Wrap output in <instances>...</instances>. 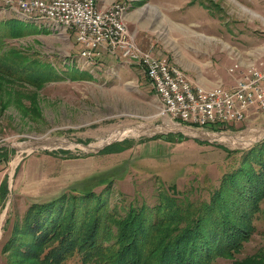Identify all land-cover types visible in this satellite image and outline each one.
I'll return each mask as SVG.
<instances>
[{
	"label": "rangeland",
	"instance_id": "obj_1",
	"mask_svg": "<svg viewBox=\"0 0 264 264\" xmlns=\"http://www.w3.org/2000/svg\"><path fill=\"white\" fill-rule=\"evenodd\" d=\"M118 1L128 6L124 18L136 33L127 29L134 43L144 50L153 46L192 83L220 79L229 87L227 68L236 60L243 65L264 61V0L112 2ZM3 18L22 21L27 29L5 39L1 51L23 53L45 79L33 85L0 77V183L6 181L0 194V264H8L1 251L4 235L30 203L68 189L96 192L109 177L108 206L154 205L157 187L170 184L187 192L199 186L197 193L207 198L239 161L238 153L223 149L241 151L264 139V113L223 123L222 130L179 123L164 113L137 63L104 48L100 59L80 61L74 31L44 26L0 2ZM111 143L126 148L100 153ZM258 215L256 231L241 252L213 264L264 251V199ZM65 264L81 263L71 257Z\"/></svg>",
	"mask_w": 264,
	"mask_h": 264
},
{
	"label": "trees",
	"instance_id": "obj_2",
	"mask_svg": "<svg viewBox=\"0 0 264 264\" xmlns=\"http://www.w3.org/2000/svg\"><path fill=\"white\" fill-rule=\"evenodd\" d=\"M12 19H0V77L40 85L45 78L35 61L15 49L1 51L5 39L27 29ZM221 125L205 127L222 130ZM125 148L111 143L100 153ZM223 150L238 153L239 161L207 198L197 193L199 186L188 193L174 184L160 185L154 205L131 203L122 209L108 206L109 177L96 192L68 189L30 203L12 221L1 251L8 264H65L71 257L81 264H213L217 258H234L256 231L264 199V139L249 149ZM5 183L3 178L0 194ZM232 264H264V251Z\"/></svg>",
	"mask_w": 264,
	"mask_h": 264
},
{
	"label": "built area",
	"instance_id": "obj_3",
	"mask_svg": "<svg viewBox=\"0 0 264 264\" xmlns=\"http://www.w3.org/2000/svg\"><path fill=\"white\" fill-rule=\"evenodd\" d=\"M28 19L41 17L53 25L71 29L79 45L77 58L91 63L99 48L120 54L141 66L155 90L164 113L177 122L200 127L233 123L251 113H264V61L243 65L236 60L227 72L234 78L229 87L217 83L203 87L192 83L183 69L166 56L157 57L134 43L127 32V5L112 2L104 8L95 0H0Z\"/></svg>",
	"mask_w": 264,
	"mask_h": 264
},
{
	"label": "crops",
	"instance_id": "obj_4",
	"mask_svg": "<svg viewBox=\"0 0 264 264\" xmlns=\"http://www.w3.org/2000/svg\"><path fill=\"white\" fill-rule=\"evenodd\" d=\"M112 1H114V0H95V2H96V4H97V6L98 7H100V8H104V6H108ZM138 1V0H137ZM139 2V1H138ZM146 3V2H145ZM32 19H35V20H40L41 22H42V24H44V26H46L47 24L46 23H52L51 21H49L48 19L46 20V19H43V18H41V17H33ZM126 23H127V18H126ZM46 22V23H45ZM53 24V23H52ZM51 27H57V28H59V27H63L62 25L61 26H58V25H55V26H51ZM60 28V29H61ZM64 29H66V28H64L63 27V30ZM128 29V31H129V28H127ZM68 30H70V31H73V30H71V29H68ZM61 32V31H60ZM130 32V31H129ZM134 37H136V33H134V32H130ZM140 44V43H139ZM153 46H150L149 45V47H148V50L149 49H151L152 50V52L154 53V55L155 56H157V57H163V56H161L157 51H155L153 48H152ZM77 49L79 50V45H78V47H77ZM102 54H95L94 56H93V59H92V61L94 60V59H96V58H98L99 56H101ZM101 57H99V59H100ZM115 58V57H114ZM168 58V57H167ZM176 64V63H175ZM138 65V64H137ZM139 66V65H138ZM141 68V67H140ZM141 71H142V69H141ZM145 75V74H144ZM229 76H231L230 74H229ZM237 76V74L235 75V76H231L232 77V82H231V85L234 83V78ZM218 81H220V79H215V80H213V81H211V80H206L205 82H201V81H198V85H201V86H203V87H211L212 85H216L217 83H221V84H223L224 86H225V81H220V82H218ZM155 91V90H154Z\"/></svg>",
	"mask_w": 264,
	"mask_h": 264
}]
</instances>
